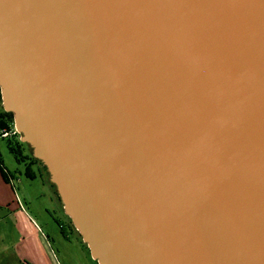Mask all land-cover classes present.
Returning <instances> with one entry per match:
<instances>
[{
  "label": "water",
  "instance_id": "water-1",
  "mask_svg": "<svg viewBox=\"0 0 264 264\" xmlns=\"http://www.w3.org/2000/svg\"><path fill=\"white\" fill-rule=\"evenodd\" d=\"M0 88L101 264H264V0H0Z\"/></svg>",
  "mask_w": 264,
  "mask_h": 264
},
{
  "label": "rangeland",
  "instance_id": "rangeland-1",
  "mask_svg": "<svg viewBox=\"0 0 264 264\" xmlns=\"http://www.w3.org/2000/svg\"><path fill=\"white\" fill-rule=\"evenodd\" d=\"M4 110L2 100L0 114ZM14 130L0 136V159L12 175L7 182L0 170V264H101L66 212L49 170Z\"/></svg>",
  "mask_w": 264,
  "mask_h": 264
},
{
  "label": "trees",
  "instance_id": "trees-1",
  "mask_svg": "<svg viewBox=\"0 0 264 264\" xmlns=\"http://www.w3.org/2000/svg\"><path fill=\"white\" fill-rule=\"evenodd\" d=\"M0 101L2 102V94H1V88H0ZM14 124V115L11 111H6L4 110L3 113L0 114V131L1 130H6V131H10L13 127ZM2 137V136H1ZM12 151L15 153V155L17 156V158L20 159L21 157V153L19 150H17L15 147L12 146ZM0 170L2 173L3 178L5 179V181L9 182L12 178V175L10 173H8V171L6 170V168L3 166V163L1 162L0 159ZM28 174L30 176H35L34 174L30 173L29 168L27 169Z\"/></svg>",
  "mask_w": 264,
  "mask_h": 264
},
{
  "label": "built area",
  "instance_id": "built-area-1",
  "mask_svg": "<svg viewBox=\"0 0 264 264\" xmlns=\"http://www.w3.org/2000/svg\"><path fill=\"white\" fill-rule=\"evenodd\" d=\"M13 126H14V128H15V132H18V130H17V128H16V126H15V122H14V124H13ZM8 133H9V131H6L5 129L4 130H1L0 131V136H6V135H8ZM12 180V179H11Z\"/></svg>",
  "mask_w": 264,
  "mask_h": 264
},
{
  "label": "crops",
  "instance_id": "crops-1",
  "mask_svg": "<svg viewBox=\"0 0 264 264\" xmlns=\"http://www.w3.org/2000/svg\"><path fill=\"white\" fill-rule=\"evenodd\" d=\"M12 181V180H11ZM2 188H3V186H2ZM1 197V196H0ZM31 226H32V229L37 233V234H39V238L41 239V234H40V231H39V228H37V226L33 223V222H31Z\"/></svg>",
  "mask_w": 264,
  "mask_h": 264
},
{
  "label": "flooded vegetation",
  "instance_id": "flooded-vegetation-1",
  "mask_svg": "<svg viewBox=\"0 0 264 264\" xmlns=\"http://www.w3.org/2000/svg\"><path fill=\"white\" fill-rule=\"evenodd\" d=\"M26 146H28L27 149H29V147H31L30 144H28V143H26ZM31 148H32V147H31ZM37 164L40 166L39 162H38ZM40 168H42V167L40 166ZM46 169L48 170L47 167H46Z\"/></svg>",
  "mask_w": 264,
  "mask_h": 264
}]
</instances>
